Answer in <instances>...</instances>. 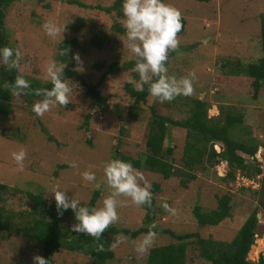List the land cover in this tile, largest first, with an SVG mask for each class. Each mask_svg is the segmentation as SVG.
Instances as JSON below:
<instances>
[{"label":"rangeland","instance_id":"1","mask_svg":"<svg viewBox=\"0 0 264 264\" xmlns=\"http://www.w3.org/2000/svg\"><path fill=\"white\" fill-rule=\"evenodd\" d=\"M77 1L109 6L113 0ZM164 2L179 9L184 19L183 31L178 34V38L180 46L185 48L179 50L182 55L174 52L169 57V74L179 78L195 72L194 94L182 96L188 102L195 97L204 99L210 104L207 116L215 115L219 104L242 113V125H247L250 136L261 145L253 157L242 155L248 163L257 165L261 172L257 176L244 177L252 181L250 184L247 181L236 182L235 177L232 182L225 183L221 179L226 171L225 162L220 161L205 170L197 165L192 171L194 179L182 187L178 175L161 180L155 172L136 168L150 185L154 181L160 185L159 192L155 194L158 210L154 224L158 236L153 245L176 242L165 229L174 233L196 232L201 238L210 237L228 242L256 206L257 194L254 191L259 188L257 179L264 174V85L262 95L252 99L249 94L250 79L230 72L221 63L225 60L245 63L259 55L258 15L264 12V0ZM46 21L66 24L62 39L75 38L78 43L73 53L78 54L80 62L74 59L72 66L82 72L86 82L97 85L104 101L101 104H90L77 81H70L73 89L71 103L65 108L58 105L43 116H37L32 111V105L40 98L10 94L12 110L7 116L0 117V182L11 188L1 194L0 199L4 214L2 223L8 225L0 229V264H34L33 256L40 254V244L32 243L20 233L30 205L23 192L38 193L48 201H55L49 191L58 185L61 190H67L70 198H77L81 204H85L91 192L97 191L94 207H100L103 198L111 190L106 185H102L99 190L95 189L93 184L81 178L80 173L92 171L97 181H102L106 161L119 159L123 154L141 158L150 105H154L157 113L176 120L188 115L187 106L181 104L182 100L162 105L150 94L146 96L145 103L133 106L132 99L123 89L125 81H131L134 87L137 83L131 77V70L107 69L111 62L122 64L134 57L126 47V32H117L112 27L113 23L122 26L124 23V17L117 16L114 10L106 13L101 9L82 8L69 4L68 0L11 1L4 12L3 33L7 42L22 53L18 75L34 83L49 80L45 67L56 56L60 38L45 34L42 25ZM97 30L104 34L101 49L88 43L90 36ZM99 62L101 66H93V63ZM40 126L53 139L48 140ZM167 131L163 147H173L169 159L173 160L175 166H179L185 131L171 125ZM238 133L237 138H242L244 133L241 130ZM87 140L90 142L87 143ZM21 149L27 153L23 166L17 164L11 155ZM72 162L78 165L77 169L70 167ZM223 192L230 195L229 217L215 226H199L191 213L192 206L198 204L202 211H208L215 207L216 197ZM120 199L123 201L117 209L120 218L113 226L130 229L140 226V206L132 204L127 198ZM163 203L176 209V215L165 211ZM5 214L8 217L5 218ZM256 217L257 227L251 246H254L257 238L264 240V213L258 210ZM63 224L72 225L67 222ZM120 235L123 234L110 237L109 248L113 257L106 264H144L146 253L141 255L134 250V241L141 239L144 234L112 248V242ZM185 241L184 264H210L200 257L193 238ZM258 256L264 260V251L260 250L250 257L246 253L249 261L255 262ZM48 264H93V261L87 255L59 248L52 254Z\"/></svg>","mask_w":264,"mask_h":264},{"label":"trees","instance_id":"2","mask_svg":"<svg viewBox=\"0 0 264 264\" xmlns=\"http://www.w3.org/2000/svg\"><path fill=\"white\" fill-rule=\"evenodd\" d=\"M13 0H0V48L5 46L13 48L8 42L3 33V18L6 7ZM69 4L77 5L82 8H96L108 13L114 10L117 16H123L122 4L123 0H113L109 6H100L98 4L89 5L77 0H68ZM184 27V19L182 17ZM117 32L125 31L119 23H113L112 26ZM74 29V28H73ZM258 51L259 55L245 63L239 61L225 60L221 66H225L227 70L234 74H242L247 76L250 81V96L255 99L262 95L264 85V12L258 15ZM182 30L180 33H182ZM178 33V34H180ZM104 34L102 31H95L89 38L88 43L96 49H101L104 43ZM78 47L75 38L62 39L57 44L56 56L53 60L65 65L64 77L69 81H77L79 87L83 90V94L90 104H101L104 97L100 94L96 84H89L84 79L81 71L73 68V49ZM185 47L180 46L179 50ZM14 49V48H13ZM60 49H67L65 56L58 55ZM174 52L169 54L172 56ZM102 63H93L94 67L101 66ZM135 66V57L123 62L122 64L111 62L107 65L109 71L117 69L131 70V77L138 81L139 76L133 71ZM18 75V69L7 70L0 66V117H5L11 112L10 105V90L3 87L5 81L13 82L15 76ZM32 89L47 88L51 89L52 84L49 80L43 83L31 82ZM123 89L132 99L133 106L139 103H145L146 96L149 94L148 86H144L143 91H138L131 81H125ZM35 96V95H34ZM42 99V97H37ZM182 100V105L187 106L186 118L176 120L168 115L157 113L154 105L148 108V119L146 124V133L143 141V153L141 158L138 156L121 155L119 158L122 161L131 162L135 168H143L144 170L155 172L159 179L165 180L170 176L178 175L180 186L186 187L190 180H193L195 174L192 172L197 165L201 166V170L206 167H211L218 162H225L226 171L221 175V179L227 183L232 182L236 173L243 177L257 176L261 169L255 165L248 163L247 157H253L260 143L250 136V129L247 125H242L243 115L241 112H236L230 106L219 104L218 111L213 116H207V109L210 104L204 99L200 100L195 97L188 102L182 95L177 96L170 102L161 103L162 105L173 104ZM160 103V102H159ZM189 103L192 105L189 106ZM133 115V113H129ZM88 118V114L84 118V123ZM176 126L184 129V145L182 148L180 165L175 166L173 160L169 157L172 155L173 147H163V140L168 135L167 127ZM249 127V126H248ZM40 130L45 134L48 140L53 139L43 126ZM241 130L244 135L242 138H237ZM3 134V133H2ZM90 141L87 140V143ZM180 156V157H181ZM182 166L185 167L182 169ZM55 173V172H54ZM217 175H219L217 173ZM259 188L254 192L257 194L256 206L245 217L237 232L230 241H222L208 238H201L198 233H174L169 229H165L171 237L176 239L174 243L161 245H153L145 256L144 264H184L186 241L193 238L196 248L201 258L208 261L210 264H264L261 256H258L255 262L246 259V253L249 257L254 256L258 251H264V240L257 238L254 246L250 245L254 240V230L257 227L256 214L258 210L264 213V174L257 179ZM159 182L151 183V191L153 193L152 208L140 206L142 210V224L136 228H124L110 226L99 241L94 240L91 236H85L71 232L70 226L63 222L74 224V213L69 209L63 211L60 215L57 212L55 201H48L41 194L33 192H23L24 196L29 201V210L25 224L21 227L20 233L27 237L32 243L40 244V256L51 261L52 254L59 248H64L68 251L77 252L91 257L93 264H106L107 260L113 257V252L109 248L110 237L115 234H123L131 239L140 234H145L148 231V226L154 224L155 215L158 207L155 203V194L159 192ZM11 188L5 183L0 182V199L1 194ZM97 191H92L90 198L85 203L90 208L94 207ZM230 195L228 192H223L216 197L215 207L202 211L198 204L192 206L191 213L199 226H215L220 221L229 217L230 214ZM4 214L0 207V229L7 228L6 223H2ZM8 217L5 214V218ZM155 231V229H154ZM5 236V235H4ZM264 238V235H263ZM98 244L104 245V251H97ZM250 247V250H249ZM258 249V250H257ZM249 250V251H248Z\"/></svg>","mask_w":264,"mask_h":264},{"label":"clouds","instance_id":"3","mask_svg":"<svg viewBox=\"0 0 264 264\" xmlns=\"http://www.w3.org/2000/svg\"><path fill=\"white\" fill-rule=\"evenodd\" d=\"M122 12L124 17L123 27L126 32V47L135 57L133 71L139 76L135 87L143 91L148 86L149 94L160 103L170 102L177 96H191L195 92V72L187 76L177 77L170 75L167 63L169 54L179 52L180 41L178 33L183 28L182 13L176 7L166 4L164 0H123ZM43 31L49 37H59L66 30L65 25H59L52 21H46L42 25ZM67 49H60L58 55L65 56ZM22 53L19 49L11 47L0 48V66L11 71L19 69ZM78 63V54L73 55ZM65 65L56 60H50L46 67V75L52 84L51 89H32L29 80L23 75H16L13 82L5 81L3 87L10 90L12 96L35 95L42 97L32 105V111L37 116H43L56 106L66 107L71 103L73 91L71 82L64 77ZM13 160L23 166L27 153L21 149L13 152ZM70 167L77 169L75 162ZM81 178L93 184L99 190L106 185L111 191L102 200L100 207L90 208L81 201L67 195V190H61L54 186L49 192L53 194L58 214L71 210L74 213L76 223L70 226V231L77 236L83 234L91 236L99 241L106 230L119 221L118 207L122 206L121 197L129 199L136 206L152 208L153 193L151 185L145 177L132 165L131 162L120 159L108 160L103 165L102 181H97L96 174L92 171H83ZM162 207L171 215H176V209L163 203ZM155 224L148 226V231L138 241H134V250L138 254L146 253L155 243L157 232ZM130 238L120 235L112 242L111 247L116 248L119 244ZM252 245V244H251ZM250 245V246H251ZM250 248V247H249ZM104 245L98 244L97 251H104ZM34 264H48V259L40 255L33 256ZM254 262V261H253Z\"/></svg>","mask_w":264,"mask_h":264},{"label":"built area","instance_id":"4","mask_svg":"<svg viewBox=\"0 0 264 264\" xmlns=\"http://www.w3.org/2000/svg\"><path fill=\"white\" fill-rule=\"evenodd\" d=\"M235 178H236V182L237 181H241V182H246L247 181V183H251L252 181H248V179L247 178H244V177H242V176H240L238 173H236V176H235ZM258 182V181H257Z\"/></svg>","mask_w":264,"mask_h":264}]
</instances>
